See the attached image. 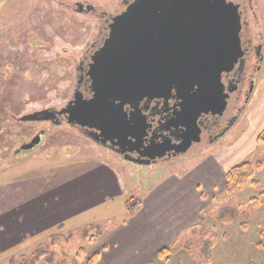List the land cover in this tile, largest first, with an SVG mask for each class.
<instances>
[{
  "label": "rangeland",
  "instance_id": "374dc122",
  "mask_svg": "<svg viewBox=\"0 0 264 264\" xmlns=\"http://www.w3.org/2000/svg\"><path fill=\"white\" fill-rule=\"evenodd\" d=\"M78 1L0 2V264L31 256L53 235L124 221L129 218L127 200H141L167 177L189 176L212 161L221 164L223 173L251 163L252 181L258 186L250 183L228 197L226 178L223 184L210 182L211 198L197 234L177 240L174 257L166 263L197 264L203 242L210 238L215 243L211 264H264V62L255 76L253 97L227 135L212 145L203 141L172 162L138 165L66 123L13 119L12 115L61 110L73 99L76 63L72 56L82 53L95 36L94 20L73 11ZM88 1L111 7L118 0ZM251 3L256 16L250 12L247 20L264 56V0ZM22 46L35 54H21ZM232 106L233 102L229 110ZM39 134H43L40 145L17 153ZM237 205L243 208L234 220L219 221L222 211ZM99 241L83 250L60 241L53 251L59 259L67 253L84 264L96 254Z\"/></svg>",
  "mask_w": 264,
  "mask_h": 264
},
{
  "label": "water",
  "instance_id": "95a60500",
  "mask_svg": "<svg viewBox=\"0 0 264 264\" xmlns=\"http://www.w3.org/2000/svg\"><path fill=\"white\" fill-rule=\"evenodd\" d=\"M241 28L239 7L227 0H136L115 19L92 57L91 98L76 93L60 111L27 115L22 121L59 125L62 116L70 126L96 131L89 139L126 161L152 165L170 152L165 146H144L145 120L138 107L176 92L189 124L177 150L183 155L198 140L197 119L225 107L222 75L243 57ZM126 106L136 113L129 117ZM42 141L39 134L17 153L32 151ZM141 148L147 152L140 153Z\"/></svg>",
  "mask_w": 264,
  "mask_h": 264
},
{
  "label": "flooded vegetation",
  "instance_id": "af4514ba",
  "mask_svg": "<svg viewBox=\"0 0 264 264\" xmlns=\"http://www.w3.org/2000/svg\"><path fill=\"white\" fill-rule=\"evenodd\" d=\"M135 1L136 0H118L111 7L92 4L88 0H80L74 3V12L81 15H87L94 20L95 36L87 44L82 53H79L77 56H72L76 63V84L73 90V98L76 93H81L85 99L91 98L92 80L89 78L88 73L92 57L103 47L105 41L108 39L110 28L115 19L123 14ZM227 2L233 3L239 7L242 23L240 36L243 57L235 64L230 72H225L222 75V84L224 86L225 94V107L223 111L216 115L203 114L197 119L194 129L198 131V140L191 145L185 154L180 155L177 154V150L184 142V138L189 131V124H187L185 118L182 116L183 109L176 92H172L170 98L167 100H144L138 107L139 112L145 120L144 146L147 148L153 146H165L164 151L170 152L165 157L158 160L157 164L172 162L176 158H182L186 156L195 145H198L203 141L212 145L219 139L225 137L241 119L247 104L253 97L256 88L255 76L261 72L264 56L263 45L261 43H254L249 21L247 20V16L251 12L252 3L251 0H227ZM251 13H253V16H256L255 12ZM24 53L35 54V50H28L27 47L22 46L21 54ZM14 61L16 62V60ZM8 67L11 69V73H13V65H9ZM231 101L233 102V106L231 110H229V106L232 103ZM241 102H243V106H241ZM125 110L129 117L136 113V110L131 109L130 106H126ZM43 111L55 113L60 110L50 108L47 110L36 111L33 114ZM25 116L17 118L12 115V117L16 119V122L20 121V123L23 122L22 118ZM57 120L61 122L59 125L65 123L68 124L62 116H59ZM72 127L78 129L87 138H89L88 136L90 134L96 133V131H92L88 128H81L76 125H73ZM131 132L133 133V131ZM128 148L130 147L128 146ZM146 150L147 149L145 148H141L139 152L146 153ZM134 156L138 157L137 154Z\"/></svg>",
  "mask_w": 264,
  "mask_h": 264
},
{
  "label": "crops",
  "instance_id": "0c3cea01",
  "mask_svg": "<svg viewBox=\"0 0 264 264\" xmlns=\"http://www.w3.org/2000/svg\"><path fill=\"white\" fill-rule=\"evenodd\" d=\"M222 170L212 161L189 176H169L158 189L143 194L137 215L115 223L100 238L96 264H167L159 253L199 224L211 198L210 182L225 183L227 172Z\"/></svg>",
  "mask_w": 264,
  "mask_h": 264
},
{
  "label": "trees",
  "instance_id": "16d2710c",
  "mask_svg": "<svg viewBox=\"0 0 264 264\" xmlns=\"http://www.w3.org/2000/svg\"><path fill=\"white\" fill-rule=\"evenodd\" d=\"M3 0H0L2 2ZM14 119V118H13ZM262 141V140H261ZM264 142V139H263ZM262 143V142H261ZM260 168V167H258ZM255 176V168L251 163H244L239 166L232 168L226 174V192L228 197H232L235 193L240 192L247 185L251 183L252 186H258L257 183L253 182ZM142 202L137 198H130L126 201V209L129 217H135L141 208ZM243 206H238L233 210L226 209L222 211L219 221H232L236 217L238 209ZM229 218V220L227 219ZM62 230V225L59 227ZM113 229L114 225H109L104 228L98 225H91L84 229H80L75 232H70L67 235H53L48 243H45L37 248V250L31 256H22L20 258L10 259L8 264H78L75 259H72L69 254L64 253L62 258H58L53 248H56L58 242L60 244L71 246H78L83 250L86 244L96 243L107 231L106 229ZM199 229V224L186 231L182 236L185 235H196ZM93 232V233H92ZM181 236V237H182ZM180 237V238H181ZM212 238V236H210ZM179 238V239H180ZM214 242L212 239L207 238L203 242V247L196 257L198 260L197 264H211L213 258V247ZM178 241L175 242L170 248L163 250L159 253V259L165 262H169V258L176 252L178 248ZM99 260V254H94L84 264H96Z\"/></svg>",
  "mask_w": 264,
  "mask_h": 264
}]
</instances>
